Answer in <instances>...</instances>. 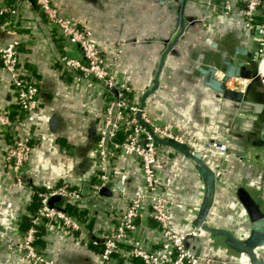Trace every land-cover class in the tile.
<instances>
[{
  "label": "crops",
  "instance_id": "crops-1",
  "mask_svg": "<svg viewBox=\"0 0 264 264\" xmlns=\"http://www.w3.org/2000/svg\"><path fill=\"white\" fill-rule=\"evenodd\" d=\"M15 3L23 33L18 37L20 60L39 80L41 94L30 164L22 174L21 187L7 186L9 171L2 167L6 142L0 135V264H27L19 254L9 250L8 244L26 213L30 189L53 185L62 178L79 184L92 180L96 135L91 128L95 123L96 132L103 97L101 89L76 85L54 61L58 46L53 32L32 0H0V6ZM52 3L60 14L90 31L105 62L124 74L139 102L142 92L153 84L159 58L177 32L180 8L177 0H52ZM183 15L185 31L165 57L158 86L146 97L144 105L148 106L151 122L168 127L191 150L202 152V159L219 176L207 224L245 238L255 220L252 209L264 220V140L260 138L264 107L261 114H256L250 106L224 98L204 84L206 76L192 64L215 67V77L220 78V69L225 66L220 54L224 52L228 61L236 57L246 69H252L249 64L255 44L243 32L242 19L236 14L219 17L205 10L199 0H186ZM260 18L264 20V3ZM13 39L15 36L0 32V46ZM237 47L245 48L251 56L235 54ZM232 81L228 88L240 89L245 99L264 105V91L257 90L258 84L248 89L250 80L238 77ZM9 86V75L0 70V109L12 106L7 101ZM212 140L225 144L226 151L208 148ZM166 147L169 159L161 158L160 166L164 194L172 200V228L177 232L198 229L189 246L209 260L205 264H246L240 260L239 252L225 245L222 237L195 226L203 182L190 158ZM111 173L112 180L119 182L126 193L116 191L105 205L108 209L125 208L129 197L145 189L139 164L133 158L120 156L111 162ZM90 202L86 197L81 205L84 218ZM91 215L90 226L82 228L86 234L91 232L92 224H111L109 219L100 221L95 213ZM136 223L140 237L152 243L160 238L152 218L138 219ZM44 233L41 232L39 241L52 264H100V249L88 238L66 240L52 231ZM256 251L264 260V244Z\"/></svg>",
  "mask_w": 264,
  "mask_h": 264
},
{
  "label": "built area",
  "instance_id": "built-area-1",
  "mask_svg": "<svg viewBox=\"0 0 264 264\" xmlns=\"http://www.w3.org/2000/svg\"><path fill=\"white\" fill-rule=\"evenodd\" d=\"M44 16L51 32L63 38L66 44H77L83 53L84 61L61 51H55L54 61L70 75L76 85L91 89H101L102 108L96 123V140L93 150L94 173L92 180L85 184L62 178L53 185L37 190L38 206L31 215L26 229L14 230V239L9 242V250L19 254L27 264H52L40 239L41 232L61 236L66 240L88 238L97 246L99 263L108 264L111 258L124 259L134 264H205L209 260L192 251L190 238L198 233L193 228L185 232L175 231L170 223L172 200L164 194L161 158L169 159L167 145L155 143L149 130L137 119L139 102L134 98V91L128 79L105 62L97 45L92 40L90 31L85 26H78L70 18L60 14L52 0H32ZM205 10L213 15L228 16L236 14L242 19V30L255 44L253 51L254 76L264 85V20L260 18V9L264 0H199ZM18 10L13 6H0V14L7 17L0 21V32L15 36L11 42L0 46V70L10 77V91L14 108L0 109V135L6 145L3 150L2 167L9 171L7 186L21 187L22 174L30 164L34 125L39 111L41 88L37 77L21 62L19 45L21 43L20 25L17 21ZM20 37V38H18ZM233 78L228 79L227 86ZM234 87V86H233ZM235 88V87H234ZM131 93V96L128 95ZM12 110L21 115H12ZM141 118L149 129L159 138H172L182 141V137L168 127L150 121L148 106L141 110ZM208 148L226 151L225 144L212 140ZM133 158L139 164V170L145 189L129 197L125 208L108 209L105 203L116 191H126L116 186L112 180L111 162L118 157ZM35 190L30 189L31 201ZM89 197L87 216L83 225L91 222V214L104 221L109 219V226H94L86 234L83 225L63 206L54 201H68L82 205ZM106 206V207H105ZM23 218V217H22ZM152 218L160 231V238L152 243L136 231L137 220ZM22 221V220H21ZM20 227V228H19ZM242 260L247 263L242 254Z\"/></svg>",
  "mask_w": 264,
  "mask_h": 264
},
{
  "label": "water",
  "instance_id": "water-1",
  "mask_svg": "<svg viewBox=\"0 0 264 264\" xmlns=\"http://www.w3.org/2000/svg\"><path fill=\"white\" fill-rule=\"evenodd\" d=\"M177 2L179 3V7H180L176 21L177 32L172 38V40L167 43L166 48L164 49V51L162 52L159 58V63L154 75L153 84L151 85V87L145 89L141 94L139 100V109L136 113V116L138 121L149 130L151 138L155 143L170 146L193 161L194 167L196 168L198 175L200 176L203 182V195L198 208L197 216L194 219L195 226L209 233L212 236L222 237L224 239L225 245L228 248H231L236 252L243 254L246 257L248 264H264V260L261 257H259V253L258 251H256L258 247H261L264 244L263 216H261L254 209H252L255 220L252 222V227L249 235L246 236L245 238H238L226 229L216 228L208 225L206 222V218L210 212L214 200L216 184L220 179L219 176L202 159V152L191 150L190 147L183 141L180 142L172 138L166 140L159 138L149 129L148 124L141 118V110L144 107L146 97L149 94H151L158 86L159 75L163 68L165 57L167 56L168 53L172 51L173 47L175 46V44L177 43V41L185 31L183 11H184V6L186 4V0H177ZM216 17L218 16H212L213 19ZM219 17L221 16L219 15ZM236 53H241V54L243 53V54H247L248 56H251V54L245 48H241V47L236 48L235 54ZM199 71L206 76V79L204 80V84L213 91L221 94L224 98L234 99L240 101L241 103L247 106H250L252 112L256 114H260L263 112L264 105L262 102L247 100L244 98V93L240 89H231L227 87L226 83L230 78L242 77V78H246L248 81L249 80L252 81L256 79L254 73H252L250 69H246L245 66H243L242 62L236 59V57H234L230 61H225V66L220 69L221 72L220 78L215 77V73L217 72V69L215 67L212 66L199 67ZM258 90L262 92L263 87L259 86ZM7 101L8 104L12 103L10 86L8 87ZM92 131H94L95 133L94 135H96L95 123L92 125L91 132ZM260 138L264 140V121L261 123ZM116 186H118L119 188H123V186L119 182L116 183ZM108 264H134V263H131L124 259L111 258Z\"/></svg>",
  "mask_w": 264,
  "mask_h": 264
},
{
  "label": "trees",
  "instance_id": "trees-1",
  "mask_svg": "<svg viewBox=\"0 0 264 264\" xmlns=\"http://www.w3.org/2000/svg\"><path fill=\"white\" fill-rule=\"evenodd\" d=\"M9 6H13L14 8L18 9L17 3L11 4ZM6 17H7L6 14H0V21ZM16 23H17V21H16ZM53 39L61 51H64L67 54H69V55L73 56L74 58L79 59L81 61L85 60L83 53L81 51V48L77 44H71V45L66 44V42L63 40V38L60 36H57L54 32H53ZM67 73H70V72H67ZM128 95L131 96V93H128ZM12 107L14 108L15 106H13V105L10 106L11 109H12ZM14 114L21 115V112H17L15 110H12V115H14ZM67 146L68 145H66L65 147H67ZM92 178H95V177H92ZM40 188H43V186L33 188V190H35V192L32 194L31 201L29 202V204L27 206L26 213L24 214V217L22 218V221H21V228L23 230L26 229L28 227V225L30 224L31 215L35 212V210L38 206V197L36 195V192ZM54 203L57 206H63V209L67 213L71 214L75 219H77L83 225L85 218L83 217L84 210H83V208H81V205H77L74 203H70L68 201H61V200L54 201ZM86 226L89 227L90 222L88 224H86ZM86 226L83 225V227H86Z\"/></svg>",
  "mask_w": 264,
  "mask_h": 264
},
{
  "label": "flooded vegetation",
  "instance_id": "flooded-vegetation-1",
  "mask_svg": "<svg viewBox=\"0 0 264 264\" xmlns=\"http://www.w3.org/2000/svg\"><path fill=\"white\" fill-rule=\"evenodd\" d=\"M220 60H221V64L222 65H225V61H228L229 60V58H228V56L224 53V52H222L221 54H220ZM250 68H253L254 69V66H253V61H250ZM192 66L193 67H195V69L196 70H198V72L201 74V75H204L203 73H201L200 71H199V67L196 65V64H192ZM254 81H256V82H258L259 80L258 79H255ZM259 83L261 84V82L259 81ZM251 85L252 84H250L249 86H248V89H249V87H251ZM262 87H263V91H264V85H261ZM257 90H258V86H257ZM259 91V90H258ZM263 91L261 92V93H263ZM260 92V91H259ZM261 114V113H260Z\"/></svg>",
  "mask_w": 264,
  "mask_h": 264
},
{
  "label": "rangeland",
  "instance_id": "rangeland-1",
  "mask_svg": "<svg viewBox=\"0 0 264 264\" xmlns=\"http://www.w3.org/2000/svg\"><path fill=\"white\" fill-rule=\"evenodd\" d=\"M250 70H251L252 73H254V69H253V68L250 69ZM253 82H256V81H250L248 84H249V85H250V84H252V85H253V84H255V85L258 84V87L262 85V84H260L259 82H256V83H253ZM249 85H247V86H249ZM239 258H240L241 261H243V260H242V258H243V257H242V254H239Z\"/></svg>",
  "mask_w": 264,
  "mask_h": 264
}]
</instances>
